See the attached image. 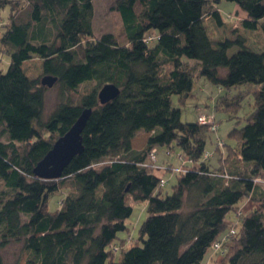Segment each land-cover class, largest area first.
I'll list each match as a JSON object with an SVG mask.
<instances>
[{
  "label": "trees",
  "instance_id": "obj_1",
  "mask_svg": "<svg viewBox=\"0 0 264 264\" xmlns=\"http://www.w3.org/2000/svg\"><path fill=\"white\" fill-rule=\"evenodd\" d=\"M109 1L121 35L94 27L95 0H26L24 12L0 0V10L9 6L8 20L0 17L8 56L0 69V249L17 240L23 250L12 263L0 253V264H201L246 200L251 206L234 215L236 231L217 264H264V53L240 34L211 37L204 16L217 25L224 18L205 0ZM227 1L244 12V29L264 37V0ZM35 57L42 76L59 86L48 113L49 87L23 66ZM200 77L225 89L217 108L235 111L252 98L245 123L228 133L233 147L216 135L206 150L210 123L181 120L180 104ZM105 83L119 94L101 103ZM87 107L82 151L60 177L37 176L36 163ZM158 146L177 147L183 158L170 192L164 168L157 174L148 159ZM59 190L58 208L49 211L48 198ZM135 201L146 210L138 237L118 238Z\"/></svg>",
  "mask_w": 264,
  "mask_h": 264
},
{
  "label": "rangeland",
  "instance_id": "obj_2",
  "mask_svg": "<svg viewBox=\"0 0 264 264\" xmlns=\"http://www.w3.org/2000/svg\"><path fill=\"white\" fill-rule=\"evenodd\" d=\"M26 0H10V4L14 5V9L24 12L26 7ZM205 7H217L221 11V14L224 18L223 25H217L215 21L209 17L204 16V23L207 27L208 33L211 37H230L233 38L237 34H240L245 37L246 43L253 48L264 53V37L262 33L258 31H251L244 29L241 25V18L244 15V12L241 11L233 2L227 0H205ZM215 5V6H214ZM111 2L109 0H95V16H94V27L97 28L100 26L105 29L112 30L116 35H121L120 23L117 15L110 9ZM9 6H5L0 10V17L5 21L8 20ZM120 37V36H119ZM8 65V56L4 53L2 46L0 45V69L3 71L6 70ZM26 73L30 77H40L42 76L41 62L39 58H31L24 62L23 64ZM220 74L225 73L224 68L219 69ZM94 82H86L84 85L80 86V91H87L92 88ZM239 90V89H238ZM238 90L230 88L228 94H236ZM225 95V89L220 88L203 78L195 79L193 86V95L188 97L184 104L181 106V120L182 121H194L196 118L198 120L199 116L206 115L209 119L210 125L209 129V138L206 141V150H213L214 144L213 139H216L218 135L219 141L218 144L225 142L227 145L234 146V139L228 136V133L233 128H238L245 123L246 117L250 114L253 108V101L250 95L245 96L239 108L235 111H230L220 107H215L216 98L219 96ZM45 113L51 111L59 99V86L55 84L49 88H46L45 92ZM173 103L177 104L176 97L173 98ZM204 114V115H203ZM199 123H201L198 120ZM222 138V139H221ZM224 140V141H223ZM157 153L154 160L148 158L149 162L155 166L156 173L161 174L160 168H164L162 171V176L167 180L164 185V190L171 191V187L174 184L176 177L173 174V170L176 171L181 168L183 158L178 154V148L166 149L165 146H158L156 149ZM229 155V154H228ZM231 155V152H230ZM178 156V157H177ZM215 158L212 156L210 158L213 161ZM188 165V164H187ZM184 163L183 166H187ZM159 167V168H158ZM160 169V170H159ZM172 171V173H171ZM259 180V179H258ZM260 181V180H259ZM261 183H264L261 181ZM64 193L62 191H56L52 193L47 201V209L49 211H55L58 208L59 202L63 197ZM245 202V201H244ZM240 202L235 208L236 211H231L229 217H227V222L232 223L231 228H234L235 233V222L233 220L238 218L241 214V209L246 212L249 210V205ZM247 202V200H246ZM132 212L126 219L127 229L124 231L118 232V238L131 239L132 241L136 240L138 237V228L140 223L146 217V210L144 203L141 201H135L132 203ZM235 215V218H234ZM242 216V215H241ZM232 233L231 235H233ZM227 237V242H229ZM220 240V238H219ZM226 243V240L222 242V245ZM129 243L126 244L128 246ZM225 249V247H223ZM227 248V247H226ZM116 246L114 250H116ZM22 243L17 240L10 241L6 246L0 249V253L5 262H15L20 255L22 254ZM226 251V249H225ZM215 251L213 248H210L205 254L204 260L201 264H204L205 261L209 258L210 253L214 256L212 263H219L225 253ZM120 258V251L115 252L113 259L118 260Z\"/></svg>",
  "mask_w": 264,
  "mask_h": 264
},
{
  "label": "water",
  "instance_id": "obj_3",
  "mask_svg": "<svg viewBox=\"0 0 264 264\" xmlns=\"http://www.w3.org/2000/svg\"><path fill=\"white\" fill-rule=\"evenodd\" d=\"M56 81L52 75L41 77V83L51 87ZM119 94V88L112 83H105L97 92L101 103L115 98ZM91 108H84L70 128L59 136L46 154L36 163L33 172L42 178L56 179L61 176L63 169L70 162L72 157L83 149L81 132Z\"/></svg>",
  "mask_w": 264,
  "mask_h": 264
},
{
  "label": "built area",
  "instance_id": "obj_4",
  "mask_svg": "<svg viewBox=\"0 0 264 264\" xmlns=\"http://www.w3.org/2000/svg\"><path fill=\"white\" fill-rule=\"evenodd\" d=\"M204 115V114H203ZM198 120L202 123V124H205V123H210L211 121L209 119H207L206 115L203 116H199L198 117ZM156 149L153 148L150 152H149V158H152L154 160L155 158V155H156ZM204 156H207V154H205ZM232 233H234V228H230L229 229V232L227 234H224L220 240H216L212 243V246L211 248H213L215 251H219L220 253L223 252L225 249L223 248V245H222V242L224 240H227V237H229Z\"/></svg>",
  "mask_w": 264,
  "mask_h": 264
},
{
  "label": "crops",
  "instance_id": "obj_5",
  "mask_svg": "<svg viewBox=\"0 0 264 264\" xmlns=\"http://www.w3.org/2000/svg\"><path fill=\"white\" fill-rule=\"evenodd\" d=\"M213 162H214V161H213ZM244 204H249V206H251L250 203H249V201H247V202L245 201ZM204 258H205V256H204ZM213 258H214V256L212 255V253H210L209 258L205 261L204 264H213V263H212ZM203 260H204V259H203ZM203 260H202V261H203Z\"/></svg>",
  "mask_w": 264,
  "mask_h": 264
}]
</instances>
